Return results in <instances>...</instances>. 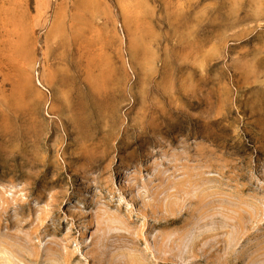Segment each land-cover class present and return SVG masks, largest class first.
I'll return each mask as SVG.
<instances>
[{"label":"rangeland","instance_id":"rangeland-1","mask_svg":"<svg viewBox=\"0 0 264 264\" xmlns=\"http://www.w3.org/2000/svg\"><path fill=\"white\" fill-rule=\"evenodd\" d=\"M0 264H264V0H0Z\"/></svg>","mask_w":264,"mask_h":264}]
</instances>
